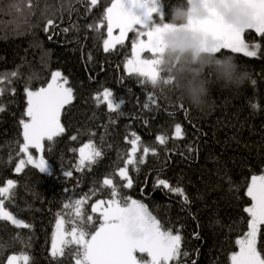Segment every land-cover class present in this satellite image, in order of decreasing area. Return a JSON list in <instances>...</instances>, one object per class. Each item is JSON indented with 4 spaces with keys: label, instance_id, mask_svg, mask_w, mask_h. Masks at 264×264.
Segmentation results:
<instances>
[{
    "label": "trees",
    "instance_id": "trees-1",
    "mask_svg": "<svg viewBox=\"0 0 264 264\" xmlns=\"http://www.w3.org/2000/svg\"><path fill=\"white\" fill-rule=\"evenodd\" d=\"M111 1L98 0L88 11L90 0H31V8L25 0L21 16L10 8V0H0V74L20 73L11 78V84L5 82L0 96L5 108L0 112V186L8 179L16 183L14 198L5 207L32 226L18 229L0 221V264L22 253L31 257L30 264H74L71 247L63 257L50 255L57 214L70 212L63 204L86 195L90 199L84 212L91 214L96 199H108L104 178L123 184L114 173L130 151L126 137L131 132L140 136L141 148H154L157 155L150 152L145 163L138 165L139 171L129 166L132 187L120 188L121 193L146 204L165 228L180 231L181 251L188 255L178 264H230L229 257L237 249L235 241L247 231L248 216L243 211L251 204L247 184L252 175L264 173V37L253 30L244 33L250 47L260 45L256 57L222 50L250 72V82L239 90L214 88V108L198 112L180 102L173 89L141 85L139 78L128 76L123 65L130 57L134 32L128 33L123 45L104 52L106 22L98 32L88 25L102 22ZM175 2L160 0L165 22ZM49 19L53 26L46 33ZM153 19L159 22L157 14ZM65 28L69 31L64 32ZM53 71L68 79L74 93L73 102L61 115L65 132L54 142H45L47 173L26 165L17 174L15 166L22 154L15 142H22L19 121L27 119L23 117L25 84L29 82L33 90L46 87ZM105 88L113 91L117 102L123 98L118 112H108L103 99H95ZM148 95L155 104L147 100ZM145 103H149L147 109ZM176 124L183 130L182 139L174 136ZM74 135L76 140L71 139ZM160 135L167 138L166 144L157 141ZM90 140L102 157L77 171L78 149ZM66 171L72 177L64 176ZM157 178L181 187L189 203L156 187ZM93 190L95 195H91ZM257 247L264 254V226Z\"/></svg>",
    "mask_w": 264,
    "mask_h": 264
},
{
    "label": "snow or ice",
    "instance_id": "snow-or-ice-1",
    "mask_svg": "<svg viewBox=\"0 0 264 264\" xmlns=\"http://www.w3.org/2000/svg\"><path fill=\"white\" fill-rule=\"evenodd\" d=\"M237 2L243 3L251 11L252 24L247 30H253L256 35L264 37V0ZM97 3L98 0H90L88 11ZM24 4L25 0H10V8L17 15H23ZM27 6L31 8V0H27ZM154 14L159 16V22L154 21ZM104 22L107 26V39L103 40L105 53L113 51L116 45H123L129 32L135 33L130 58H126L123 65L128 76H135L139 78L141 85L150 84L153 88L161 81L164 85L170 83L160 70L163 55L160 36L171 27L164 21L160 0H112L111 6L104 12L102 22L88 27L98 32ZM52 26L53 21L49 19L45 32ZM194 27L217 43L218 47L214 49L216 52L228 50L244 57L257 56L260 45L250 47L244 37L247 30L225 25L215 12L210 13L209 19L196 22ZM116 29L119 34L114 36ZM63 31L68 32L69 29L65 28ZM19 75L18 71L0 74V96L5 92V82L11 84V78H18ZM31 78L30 76L29 81ZM252 83L255 84V81ZM11 91L15 94V88ZM24 92L27 106L23 117L27 119L21 118L19 121L23 140L15 143L19 145L18 153L22 154V158L16 164L15 172L19 174L26 165H31L40 173H47L49 164L43 155L46 150L45 142H54L55 138L64 134L65 127L61 123V115L66 106L74 100L73 88L60 71H54L50 73V82L46 87L41 86L33 90L29 82H26ZM101 98L110 113L118 112L124 103L123 98L117 102L113 91L107 88L95 97L97 101ZM147 100L152 104L156 102L152 95H148ZM144 107L147 109L149 103H145ZM4 110L3 105H0V112ZM183 135L180 124H176L175 138L182 139ZM71 139L76 140L77 136L74 135ZM156 139L162 145L167 143L164 135L157 136ZM126 142L131 145L130 151L127 152L123 166L114 173L123 184L117 185L112 178H104L102 181L103 187L108 190V199H96L91 205V214H85L83 208L90 199L88 195L63 204V209L71 211L57 214L50 252L53 258L63 257L65 249L69 247L72 248L74 264H178L182 256L188 255L187 252L181 251L183 236L179 230L174 232L165 228L146 204L121 193L120 188L132 187L129 166L139 171L138 165L145 163V158L150 152L153 156L157 155L154 148H141V138L135 132L130 133V138L126 137ZM30 149H34L38 157ZM191 150L190 147L189 151ZM138 151L142 153L139 157L136 155ZM101 157L102 151L90 140L79 148L76 170L81 171L86 166L95 164ZM63 175L72 177L73 173L66 171ZM155 186L167 189L182 197L183 203H189L181 187H173L166 180L159 178ZM15 188L16 183L11 179L6 181L5 186H0V221H7L18 229H30L31 224L18 218L5 207V202L14 198ZM95 194L96 190H93L91 195ZM246 196L251 201L250 206L243 209L248 216L247 231L235 241L239 250L230 255V264H264V254L257 247L261 226H264V175L251 176L246 187ZM196 238H199L198 234ZM30 260L31 257L27 253H22L19 256H9L7 264H30Z\"/></svg>",
    "mask_w": 264,
    "mask_h": 264
},
{
    "label": "clouds",
    "instance_id": "clouds-1",
    "mask_svg": "<svg viewBox=\"0 0 264 264\" xmlns=\"http://www.w3.org/2000/svg\"><path fill=\"white\" fill-rule=\"evenodd\" d=\"M215 12L225 25L247 30L251 11L237 0H176L169 10L160 41L163 47L160 70L170 80L180 102L198 112L214 108V88L223 91L239 90L250 82V72L235 56L216 52L217 43L199 31L186 27L189 20L205 21Z\"/></svg>",
    "mask_w": 264,
    "mask_h": 264
},
{
    "label": "rangeland",
    "instance_id": "rangeland-1",
    "mask_svg": "<svg viewBox=\"0 0 264 264\" xmlns=\"http://www.w3.org/2000/svg\"><path fill=\"white\" fill-rule=\"evenodd\" d=\"M111 3H112V1H111ZM111 3H110V5L109 6H111ZM108 6V7H109ZM196 22H198V21H192V20H189V22H188V24L186 25V27H189V28H191L193 31H198V30H196L195 29V27H194V25H195V23ZM200 32V31H199ZM202 33V32H201ZM114 36L115 35H118L119 34V30L118 29H116V30H114ZM104 39H107V26H106V36H105V38ZM145 55H148V54H145ZM130 58V57H129ZM54 72V71H53ZM83 146V145H82ZM81 146V147H82ZM80 148V147H79ZM30 151L34 154V155H36L37 157H38V154L35 152V150L34 149H30ZM78 158H79V149H78ZM49 170V169H48ZM262 175H264V173L262 174ZM54 231H55V225H54V228H53V233H54ZM53 233H52V236H53ZM51 243H52V239H51ZM239 249H238V246H237V249H236V251L235 252H237ZM50 252H51V244H50ZM20 254H18V256H19ZM7 264V263H6Z\"/></svg>",
    "mask_w": 264,
    "mask_h": 264
}]
</instances>
